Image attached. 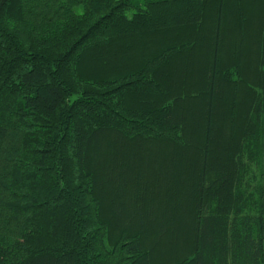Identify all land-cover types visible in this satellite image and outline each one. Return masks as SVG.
Segmentation results:
<instances>
[{
  "label": "trees",
  "instance_id": "obj_1",
  "mask_svg": "<svg viewBox=\"0 0 264 264\" xmlns=\"http://www.w3.org/2000/svg\"><path fill=\"white\" fill-rule=\"evenodd\" d=\"M0 264H264V0H0Z\"/></svg>",
  "mask_w": 264,
  "mask_h": 264
}]
</instances>
